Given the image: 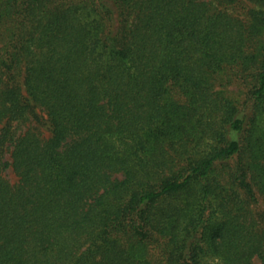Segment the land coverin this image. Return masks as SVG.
Listing matches in <instances>:
<instances>
[{
	"label": "trees",
	"instance_id": "1",
	"mask_svg": "<svg viewBox=\"0 0 264 264\" xmlns=\"http://www.w3.org/2000/svg\"><path fill=\"white\" fill-rule=\"evenodd\" d=\"M262 116L264 0H0V264H264Z\"/></svg>",
	"mask_w": 264,
	"mask_h": 264
},
{
	"label": "rangeland",
	"instance_id": "2",
	"mask_svg": "<svg viewBox=\"0 0 264 264\" xmlns=\"http://www.w3.org/2000/svg\"><path fill=\"white\" fill-rule=\"evenodd\" d=\"M249 4V3H246ZM251 5V4H249ZM254 6V5H253ZM257 7V6H256ZM236 11L238 13H243V9L242 8H236ZM216 90L219 91L221 93V95L223 97L226 98H231L240 102H244L246 99V89L243 86L240 85H224L223 87L217 86ZM38 114L39 116H43L40 113V110H38ZM43 118V119H42ZM41 121H42V125H40V130L44 133L45 137H49L50 136V131L48 129L47 126V122H46V118L42 117ZM261 124L264 125V116L261 117L260 119ZM37 125L36 121L29 119L25 122V124H23V126L21 127V130H26L28 127L30 126H34ZM6 158H9V155L6 156ZM7 178L11 181V182H15L17 180L16 175L14 174L13 170L10 168L5 172ZM262 209H264V202L261 201L260 205H259Z\"/></svg>",
	"mask_w": 264,
	"mask_h": 264
}]
</instances>
